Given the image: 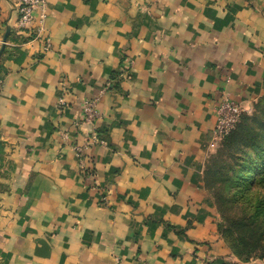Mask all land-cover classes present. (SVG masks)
Returning a JSON list of instances; mask_svg holds the SVG:
<instances>
[{"label": "crops", "instance_id": "1", "mask_svg": "<svg viewBox=\"0 0 264 264\" xmlns=\"http://www.w3.org/2000/svg\"><path fill=\"white\" fill-rule=\"evenodd\" d=\"M17 19L0 0V264H264L220 247L203 182L221 95L264 94V0H47L35 41Z\"/></svg>", "mask_w": 264, "mask_h": 264}, {"label": "trees", "instance_id": "2", "mask_svg": "<svg viewBox=\"0 0 264 264\" xmlns=\"http://www.w3.org/2000/svg\"><path fill=\"white\" fill-rule=\"evenodd\" d=\"M219 146L221 150L217 160L219 159L220 163L212 162L211 165H206L207 170L203 176L205 188H216L217 184L226 185L233 182L234 178L241 181L246 190H250L252 186L264 188V94L254 106V113L250 116L242 113L234 128ZM253 155L258 160L250 164ZM222 158L226 160L221 161ZM226 172H229V176L225 174ZM217 200L219 203L220 200ZM260 212L264 213V210L257 211ZM225 228L222 231L226 233L227 227ZM228 229L236 234V243L241 246L236 251L232 247L234 256L239 261L248 262L255 250H264V217L259 219L254 216L238 220Z\"/></svg>", "mask_w": 264, "mask_h": 264}, {"label": "rangeland", "instance_id": "3", "mask_svg": "<svg viewBox=\"0 0 264 264\" xmlns=\"http://www.w3.org/2000/svg\"><path fill=\"white\" fill-rule=\"evenodd\" d=\"M242 113L247 116H250L254 113V107L252 111L251 110L248 112L242 111ZM220 150H221V147L219 146V143H218L217 146L214 147L213 153L208 158L207 165L209 164L211 165L212 162L220 163L218 162L219 159L217 160ZM225 160L226 158H222L221 161H225ZM256 160L258 159L255 158L253 155L251 157L250 164ZM233 165H236V164H233ZM225 174L229 176V172H226ZM205 190L208 193V196L211 200V204L214 210V218H212V220L210 221L213 235L215 239H217L220 247L222 249L224 247L225 252L235 257L234 250L235 251L239 250L241 246L237 245L236 243V240H235L236 234L230 232V229L228 228L231 227L232 223L238 220H243L245 218L254 217V216H257L259 219L264 217V213H261V212L257 213L258 210H261V209L264 210V188L252 186L250 190H246L244 186L242 185L241 181L236 180V178H234L233 182H230L226 185L217 184L216 188L208 189L206 187ZM216 199H219L221 203L220 201L218 203V200L216 201ZM225 227H227L226 233L222 231ZM232 247L234 248V250ZM243 252L245 253L244 250ZM251 255L252 256L249 257L251 258L250 260L252 261L257 260V261L264 262V259H260L264 257V250L257 249Z\"/></svg>", "mask_w": 264, "mask_h": 264}, {"label": "built area", "instance_id": "4", "mask_svg": "<svg viewBox=\"0 0 264 264\" xmlns=\"http://www.w3.org/2000/svg\"><path fill=\"white\" fill-rule=\"evenodd\" d=\"M18 13L17 30L27 37V41L40 39V28L47 16V0H11ZM37 13V16H34ZM48 42H44L42 51H47ZM59 107L65 106L63 98L58 99ZM94 101L88 102L83 107V119L89 121L93 118ZM242 109L238 103L223 94L216 107V124L212 131L210 147L217 146L234 128L238 122Z\"/></svg>", "mask_w": 264, "mask_h": 264}, {"label": "water", "instance_id": "5", "mask_svg": "<svg viewBox=\"0 0 264 264\" xmlns=\"http://www.w3.org/2000/svg\"><path fill=\"white\" fill-rule=\"evenodd\" d=\"M7 33H8V29H7V32H6V34H5V36H4V39H3V46H2L1 49H0V56H1V54H2V52H3V49H4V44H5V42H6V36H7Z\"/></svg>", "mask_w": 264, "mask_h": 264}]
</instances>
